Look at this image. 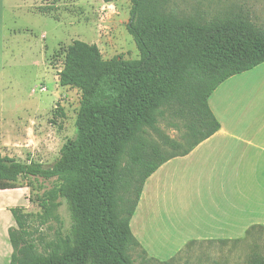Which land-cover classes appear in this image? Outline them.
I'll use <instances>...</instances> for the list:
<instances>
[{
	"label": "trees",
	"instance_id": "1",
	"mask_svg": "<svg viewBox=\"0 0 264 264\" xmlns=\"http://www.w3.org/2000/svg\"><path fill=\"white\" fill-rule=\"evenodd\" d=\"M167 1L132 0L128 32L139 60H105L97 45L83 41L68 47L59 82L81 92V105L76 137L52 166L0 154V191L21 188L22 178L55 179L40 205L50 215L64 202L72 222L42 253L31 241L24 208H11L10 264H133L134 248L149 257L130 227L146 181L216 134L221 124L209 105L212 94L264 63V29L247 14L206 21L168 12ZM161 121L175 128L182 122L181 140L161 132ZM249 264H264V256L254 251Z\"/></svg>",
	"mask_w": 264,
	"mask_h": 264
},
{
	"label": "rangeland",
	"instance_id": "2",
	"mask_svg": "<svg viewBox=\"0 0 264 264\" xmlns=\"http://www.w3.org/2000/svg\"><path fill=\"white\" fill-rule=\"evenodd\" d=\"M20 3V10L8 11L5 38L3 42L0 40V47L3 48L0 154L24 163L34 161L50 167L59 158L63 145L76 137V121L81 105V92L62 87L59 82L66 50L75 41H83L97 45L105 60L114 57L127 62L139 60L140 51L128 32L133 2L35 0L33 4L32 1L20 0ZM32 4L35 13L28 12L27 6ZM44 6H55V9L49 14H42L40 8ZM166 10L206 21L216 16L243 12L264 29V0H168ZM241 82L240 85L247 88L254 87L253 76L244 77ZM177 123L179 128L161 121L159 130L181 140L186 130L182 122ZM151 138L161 143L156 133H152ZM55 184V179L22 178L19 181L22 189L0 196V206H23L32 232L31 241L42 253H46L48 243L56 241L59 235H66L72 223L64 202L50 215L40 205L45 192ZM23 189L26 191L25 205ZM172 198L176 201L178 193H172ZM183 201L186 203L188 199ZM8 214L14 222L12 214ZM0 222L3 224L2 220ZM177 225L172 221H155L146 229V235L152 238L149 243L161 251L158 256L176 253L175 236L182 232ZM190 242L194 243L174 256H168L171 258L169 264H249L254 251L264 256V233L252 232L240 242ZM130 255L133 264H160L138 248L132 249Z\"/></svg>",
	"mask_w": 264,
	"mask_h": 264
},
{
	"label": "crops",
	"instance_id": "3",
	"mask_svg": "<svg viewBox=\"0 0 264 264\" xmlns=\"http://www.w3.org/2000/svg\"><path fill=\"white\" fill-rule=\"evenodd\" d=\"M31 1L34 4L35 0H27ZM20 4V0H0L2 42L8 11L20 10ZM33 4L27 6L28 12L35 13ZM2 50L0 47V70ZM248 76H253V88L240 85ZM209 105L221 129L188 155L162 165L146 181L130 223L149 257L161 262L194 243L190 241L240 242L252 232L264 233V63L225 81L212 94ZM12 190H1L0 196ZM176 192L179 198L174 201L171 197ZM25 194L24 190V205ZM11 208L16 207L0 206V264H10L14 252L9 231L16 221L9 218ZM155 221L178 223L182 232L175 236L176 253L158 256L161 251L149 243L152 238L146 229Z\"/></svg>",
	"mask_w": 264,
	"mask_h": 264
},
{
	"label": "built area",
	"instance_id": "4",
	"mask_svg": "<svg viewBox=\"0 0 264 264\" xmlns=\"http://www.w3.org/2000/svg\"><path fill=\"white\" fill-rule=\"evenodd\" d=\"M43 90H45V88Z\"/></svg>",
	"mask_w": 264,
	"mask_h": 264
}]
</instances>
